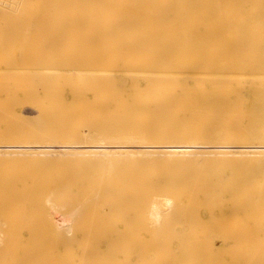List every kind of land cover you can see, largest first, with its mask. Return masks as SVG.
Returning a JSON list of instances; mask_svg holds the SVG:
<instances>
[{
	"label": "bare ground",
	"instance_id": "1",
	"mask_svg": "<svg viewBox=\"0 0 264 264\" xmlns=\"http://www.w3.org/2000/svg\"><path fill=\"white\" fill-rule=\"evenodd\" d=\"M77 1H82V0H0V28L1 27L18 28V27H21L22 25L25 26L26 28L43 27V31L40 30V32L42 31L44 33L43 36L46 38L47 35L45 36V34H48V32L50 31V30L47 31V33H46V31H44L45 30L44 27H46L47 25L48 26L57 25L63 29L64 25L61 26L58 24H61V23L64 24L65 23V24L74 25V24H77V23L85 20V21L90 22L91 25L96 24V25H103V26L107 27L109 25V23H112L114 20L113 16L115 13V2L116 1L128 2L129 0H106L108 3H110L109 7H111V8H108L102 4L97 5V6L87 5L86 2H90L91 0L84 1L86 4L81 3L80 5L78 3H76ZM134 1H138V0H132V2H134ZM152 1H163V3L165 1H171V2L175 1V2H181V4H182V2L187 3V2L192 1V5H191V3L187 4V5H190V10L188 9L189 11L186 12L187 17L191 18L192 20H191L190 24L188 23L187 25H185L186 30L182 33L186 32L185 35L187 34L188 38L193 39V42H192L193 44L191 45V47H192L193 56H194V58L192 60L194 61V67L195 68L193 67L194 70L191 69L190 67H189V69L185 68V67H182V68L185 69L184 73H185V71L187 73L188 70H191V72L193 71V73L194 72H196V74L199 73L198 75H200V72L203 70L202 72L204 74L203 73H201V74L205 75V78L209 77V79H211V81L206 79L207 81L211 82L210 85H208L209 82L206 83L204 81L205 79L202 80L199 78V80L195 82L194 85H196V89H197L196 92L199 93L200 97L197 94L198 96L196 98H198V101L194 99L195 103L193 104L194 106H193V108H192L193 110H191V112L193 111V114H195L196 116L191 115L189 113L190 110L189 111L187 110V112L190 114V115L188 114L190 121L184 119L185 125L183 123H181V124H183V126H185L184 127L185 130H184V128H181L179 126L177 127V129L179 131L184 130L183 131L184 133L180 132L181 133L180 134L178 132V130H176V126L179 124V123L177 124V122L179 120L178 119L179 118V116H178L179 112H177V111H179L180 108H178V106L177 105L175 106V104H174L172 106L175 108V111L171 109L173 115L170 112V114L172 115V116L171 115L170 116L172 117V119L174 118L172 120V122L170 121V123H173V121H174V123L171 124L170 128H167L166 131H168V129L173 130L174 128H171V126L173 127V125L175 126L176 131L173 130L170 133V131H171L170 130L169 133L171 134V136L167 132L168 136H170L169 138H166L164 136V138L161 137V139H160V136H159L158 140H157V137H155V138L152 137L153 139H151V137H147V136L146 137L137 136L136 134H133V132L131 133V131H130L128 135L123 134L124 136L114 134L112 136L106 137L104 135L105 137L100 136L99 138L94 139V136L92 135L93 137L91 136L92 138H89L90 141L88 143H85L87 145H81L83 143H80L81 141L79 142V141H77V139H74V138L70 139L68 141H65V142L60 139L62 142L58 143V141H56V143H49L50 140H52V138L54 139V137H52V135L51 136L49 135L48 137H46L47 139L50 138L48 140L49 141L48 143H44V141L46 142V140H44L43 143H36L35 141H33V139L39 140L43 137L36 136L35 132H32V131L30 132L27 129L23 128V126H24L23 124H25L27 121H29L30 117L28 116V118H26V117L24 118V115H26L25 112H24L25 114H23L22 117L19 116V114H15L16 108H15V106H12V104H15L16 98L15 97H6V98L0 97V120L4 119L7 121L8 116L14 115V116H16L15 117L16 119L14 118V116H12L11 119L13 118V120H15L17 122L19 120V122L21 121V124H22V125L20 124L16 128H11V130L7 129V130H5L6 132L3 131V129H1V127H0V141H3V142H0V156H2V157L6 156V158H7L6 162H8L7 164L16 165L20 162V161H18L19 159H24V158H20V157H29V156H36L39 158L40 157H50V158L57 157L60 165L61 164L62 165L70 164V165L75 166L79 169H81L82 167H85V166H94V167H96V166L101 167L102 166L105 169H111L112 170V167H114V166L135 165V164L142 163V162L148 163V165H149L151 163L157 162V163H160V164L165 165V166L184 167V169H185V167H191V166H196V167L197 166L198 167L203 166V167H205V165H209L210 167L211 166L215 167V170L218 171L217 170V167H218V169H219V171L217 172L218 176L220 173L222 174V172H220L221 169H222V171H223V169H224V171L227 169L228 170L230 169L229 171H231V169H232V171L234 172L235 169L236 170L237 169L242 170V169H262V168H264V164H261V165L256 164V162H261L262 159H264V139H262L263 141H260L261 135H255L254 136V133L250 132V131H254V132L256 131L254 129V128H256L255 125L261 124L262 125L261 127L262 128L264 127L263 126L264 125V103H262L259 100V98L257 99V97H258L257 93H259L261 88H263L264 86L263 87L258 86L257 89H260L258 92H257V89L256 90L254 89V87L256 88V86H254V85H256V83L259 81L258 79L263 78L264 74H261L262 70H260L261 73L258 75H257V73H255L256 75L251 74L250 73L251 71L249 70V68L251 70H254L255 68H257V65L255 63H250V62L248 63V60L250 61V60L264 59V0H152ZM67 2H73V3L66 4ZM94 2H96V0ZM98 3H100V1ZM144 3H146V1H144ZM144 3H142V5H144ZM151 4L154 5V2H151ZM145 6H147V5H145ZM181 6L183 7V5H181ZM157 7H159V6H157ZM140 10H142V9H140ZM65 12H67V13H65ZM93 12H98L101 15L95 16L92 14ZM107 12H108V14H106ZM152 12L153 11L149 12V14ZM176 12H178V11H176ZM139 13H140V11H139ZM146 14H147V12H146ZM149 14H147V15H149ZM167 14H168V12H167ZM154 15H156V13H154ZM170 15L173 16V13L172 14L170 13L168 15V17H171ZM149 17L151 19V17H153V16L151 15ZM149 17H147V18H149ZM160 17H162V16H160ZM143 18H144V16H143ZM163 18L165 19L166 16ZM172 18L175 20V15ZM176 19H178V17H176ZM174 20H172V21L174 22ZM154 21H155V19H154ZM175 24H176V21H175ZM150 25L155 26L154 23H150ZM65 26H64V28H65ZM154 26H152V27H154ZM171 26L172 25H168V28H170ZM55 28H56V26L53 27L52 29H55ZM66 28H68V26ZM38 29H41V28H38ZM58 29H59V31L58 32L56 31V33L61 32L60 28H58ZM158 29H156V30H158ZM165 29H163V30H165ZM64 30L65 29H63V31ZM53 32H51V36H49V38L53 37L52 36ZM64 32H66V31H64ZM26 33L27 32H24V36ZM102 33H104V31L101 32V34ZM107 33H108V31H107ZM20 34L21 33H18L16 31H11L8 34V36L15 37L16 35L20 36ZM37 34H38V32H37ZM151 34L153 35L152 31H151ZM63 35H64V33H63ZM182 35H184V34H182ZM4 36H5L4 33H2L0 31V61L6 62V64H5V62H0V77H2L0 82L3 81L2 80L3 77L10 76L9 75L10 70H14L17 72V73L15 72V74H13L15 76H16V74L18 76L20 74V73L18 74V72H20V70H21V68L19 67L20 65L16 64L15 66H10V67L8 66L10 59L15 58V60H20L21 56H25V58H26L27 56H32L34 54L36 55V53L39 54V52L42 50V49H40V51L38 50L39 52L31 50L28 52L26 51L25 53H21V52L17 53V51L16 52H10V50L15 48L16 44H18L19 42L15 41V40H12V41H8L7 39L4 40V38H2ZM38 36H42V34L38 35ZM121 36H123V35H121ZM92 38L99 39L96 36H93ZM83 39H84V37H83ZM121 39H122V37H121ZM128 39H129V41H132V40H130V38H128ZM128 39H126V41ZM40 40H42V42H43V37L42 38L40 37L39 41ZM77 40H78V38H77ZM34 42H35V40H34ZM56 42H59L58 39ZM24 43H26V42H24ZM44 43H47V42H44ZM76 43L78 44V42H76ZM53 44H55V43H53ZM39 45L37 47L40 48ZM47 45H48L47 47H49V43H47ZM123 45H124V43H123ZM45 46H43V48ZM114 46H116V45H114ZM132 46L138 50L140 49V50L145 51V53L149 56L156 54L158 50H162L163 52L168 53L172 49L170 44L158 43L155 41L154 42L134 43V44H132ZM59 47L60 46L56 47L55 51H57L59 49ZM62 47L64 49V46H62ZM65 47H66V44H65ZM50 48L52 49V46ZM51 49H49V50L52 51L53 49L52 50ZM13 51H14V49H13ZM77 51H79V50H77ZM48 54H49V52H48ZM55 54H56V52H55ZM81 54H82V52H81ZM190 55H191V53L189 50L188 56L190 57ZM60 56L61 55H59L58 57L61 58ZM45 57H46V55H45ZM49 57H50V55H49ZM49 57H48V59H49ZM63 57L64 56H62V58ZM117 58H119V57L117 56ZM179 58H181V57H179ZM54 59H56V58H54ZM104 59H106V58H104ZM187 59L188 58H186V60ZM192 60H190V61H192ZM203 60H204V62H203ZM207 60L209 61V63H206V62H208ZM15 63H16V61H15ZM111 65L113 66L114 64H111ZM131 65H130V68H132ZM174 65L178 66L177 64H174ZM128 66H129V64H128ZM126 67H125V70L129 69V67L127 69H126ZM186 67H188V66H186ZM122 68H124V67H122ZM135 68H138V67H135ZM135 68H134V70H135ZM196 68H198L200 71ZM207 69L210 71H208ZM221 69H226V71L230 70L232 72V74L229 73V76L231 75L232 78L236 77V79H232V80H236V82L232 81L231 78L229 76H227L226 72L221 73L220 72ZM245 69H247V70H245ZM204 70H205V72H204ZM248 70H249V72H248ZM256 70H258V69H256ZM212 71H214V72H212ZM125 72H127V71H125ZM142 72H143V70H142ZM142 72H141V74H142ZM188 72L191 73L190 71H188ZM211 72L213 73L214 76H212ZM257 72H259V71H257ZM247 73H248V76H247ZM196 74L194 73V78L192 77L193 79L198 77ZM206 74H209V75H207L208 77L206 76ZM222 74H224V75H222ZM13 75H11V76H13ZM111 75L113 76L114 74L112 73ZM111 75L109 73V76H111ZM187 75L189 76V74H187ZM232 75H234V76H232ZM259 75H262V76L259 77ZM104 76L105 75H103V77ZM131 76H132V74H131ZM211 76H212V78H211ZM244 76H246V77H244ZM134 77H131V78L134 79ZM136 77L139 78L140 75L136 76ZM181 77L183 78V76H181ZM200 77L204 78V76H202V75ZM225 77H229V81ZM237 77H239L240 79L237 80ZM247 77H250V79H251L252 85H250V87L254 86L253 91L251 89V91H249V93H254L255 95L252 94L253 97L250 96L248 98H244V96L241 95V92H240V90L242 89L241 87H243V86H240V85H242V83L239 85V82H240L241 78L247 79ZM8 78H11V77H8ZM8 78L6 77V81ZM63 78L66 79L65 77H63ZM189 78H191V77H189ZM17 79H18V77H17ZM110 79H111V77H110ZM245 79L241 80V82L244 83ZM8 80H10V79H8ZM195 80H197V79H195ZM224 80L228 81V82H225ZM6 81H4L5 83L2 82L1 84L2 85L6 84ZM14 81L16 82V80H14ZM263 81H261V83ZM112 82L114 83V81H112ZM143 82H142V84H143ZM197 82L199 84H197ZM7 83H9V81ZM113 83H112V85H113ZM134 83H135V79H134ZM258 83H260V82H258ZM115 85H116V83H115ZM170 87H172V86H170ZM185 87H187V89H188V91H186V92H189L190 88L188 86H185ZM246 87H248V86H246ZM1 88H4V87H1ZM7 89H9V88H7ZM161 89H163V88H161ZM172 89L175 90V88H172ZM185 89L183 92H185ZM238 89H240V90L238 91ZM165 90H167V89L165 88ZM179 90H180V88H179ZM205 91H206V93H205ZM255 91L257 93H255ZM186 92L184 93L185 95H186ZM192 92H193V90H192ZM234 92H236V93L239 92V94H238L239 97H237L238 95L235 97L236 94ZM189 93H188V95H189ZM193 93H195V92H193ZM233 93L235 95H233V97H232L231 95ZM174 94L177 95V91H175ZM203 96H204V98H202ZM205 96L210 97V99H208ZM241 96H243V97H241ZM254 96H255V98H254ZM188 99H186V100H188ZM259 101H260V104H259ZM30 106H32V105H30ZM176 108H178L179 110L178 109L176 110ZM130 109H131V107H130ZM34 112H35V110H34ZM174 112L175 113L177 112V113L174 114ZM33 114H35V113H33ZM71 116H74V114H71ZM193 116H195V117H193ZM255 117L256 118L258 117L257 118L258 120ZM194 118H196V119L193 120ZM169 120H171L170 117H169ZM175 120H176V123H175ZM187 121H189V123H187ZM193 121H195V123H193ZM19 122H18V124H19ZM190 122H192L193 124ZM186 123L188 125L190 124L192 128H194V126L195 127L197 126L195 128L196 130L192 129L191 127L189 128ZM179 128H181V129H179ZM29 129H30V127H29ZM90 129H92V128H90ZM100 130H101V132H102V130H103V132H105L104 128L103 129L101 128ZM166 131L164 130V133ZM186 131H187V135H184V134H186ZM193 131H194V133H191ZM261 131H262L261 133L264 135V128ZM101 132L100 133L98 132V133L101 135ZM152 132L155 135L156 131L154 132V130H153ZM173 132H174V134H176L175 135L176 137H174ZM176 132H178V133H176ZM87 133L88 132H86V134ZM164 133H161V135ZM188 133H190V134H188ZM167 134H166V136H167ZM98 135H96V136L98 137ZM177 135H180V136H177ZM188 135H191V136H188ZM171 137L174 139H172ZM84 138H86V137L84 136ZM165 138L167 139L166 141H164L165 143H168L167 142V141H169L168 139H170V141H172V142L169 141L170 145H168V146H162L161 145V144H165L162 141L163 139L165 140ZM29 139L30 140L32 139L31 141H33L35 143L31 142ZM55 139H57V138H55ZM27 140H29L28 142H31V143L26 142ZM8 141H10V143ZM13 141H15V142L13 143ZM143 156H147L149 158H147V157L143 158ZM139 157H142V158H139ZM245 158L247 159L246 161H245ZM30 162H32V161H30L29 159L26 161V163H30ZM37 163H41V162L38 161ZM28 165H30V164H28ZM257 165H259V166L256 167ZM151 167L152 166H150V168ZM73 168L74 167H72V169ZM75 172H77V170ZM209 172H211V171H209ZM233 172H231L230 174L233 175V176H231V178L234 179V175H236V174H234L235 172L234 173ZM249 172H250V170H249ZM72 173H74V172H72ZM259 173H261V172H259ZM74 174H76V173H74ZM223 174H224V172H223ZM56 175H57V173H56ZM77 175H78V173H77ZM217 175L215 174V176H217ZM112 176L114 177L115 175H112ZM206 176H207V174H206ZM223 177H224V175H223ZM241 177H243V176H241ZM210 178H209V180H210ZM213 178H214V176H213ZM196 179L201 180L200 177L199 178L195 177V180ZM219 179H220V177H219ZM219 179H217V181ZM224 179H226V178L224 177L223 179H221L222 181H220L222 184H223ZM235 179L233 182L237 183L235 181ZM211 180H213V179H211ZM204 181H206V180L204 179ZM217 181L214 184L217 185L218 184ZM231 181H232V179H231ZM231 181L229 180L230 186L233 185V184H231L232 183ZM194 182H196V181H194ZM199 182H201V181H199ZM227 183L228 182H226V184ZM240 183H241L240 185L244 184L242 182H240ZM78 184H80V183H78ZM78 184H77V186H78ZM20 185L21 184L19 183L18 188ZM211 185H212V182H211ZM211 185H210V187H212ZM196 186L198 187V183H197V185L195 184V186H192V189H193V187H196ZM221 186H223V185H221ZM221 186H219V187L216 186L218 189L220 188L219 189L220 191L218 190V192H212V189L208 186V188L211 190L212 193L210 192V190L209 191L207 190V187L202 189V191L205 190L204 193L201 191V189H199L200 190L199 193H200V195L202 193L203 198L201 196H199L195 191H189V192L186 191L185 192V191L180 190V187L171 188L165 197H161V194H160V195L156 196V199H155L154 195L151 196L152 197L151 199H148V198L144 199V197H143V194H145L144 192L137 194L135 197L132 193L131 187H129V186L116 187L115 190H113V189L112 190H100L99 189L96 191L78 190V188H76L75 190H71L70 188H67L66 191L55 190L52 193H49L48 195H38L37 200L33 199L34 195H28L26 193V191H27L26 187H24V190H23L26 193V195H20L14 191L8 195L1 192L0 193V247L5 243V241L2 238V236H3L2 235V229L3 228H5L6 226H9L12 229H15L17 227H19V228L24 227L26 224H28V226H25L26 229L22 233L11 234L9 236V237L18 236V238L13 242V245H21V244L25 245L26 242H23L25 239L23 238V241H22L21 237H23L25 233H27L28 235L30 233L29 237H35L37 235V234H35V232L32 233L30 230H32L35 227V225L38 223L37 218H38V216L41 215V216H43V218L44 217L47 218V222L49 223V227H51L54 230V234L55 233L57 234V238L61 239V237H63L66 234L65 233V232H67L66 230H69L68 231L69 234L67 232L69 238L68 239L66 238L67 240H63L65 237L64 236L62 238V240L64 242L60 241V242H62V244L64 243V245L66 247H69V248H65V249L57 248L56 246H59V244H58L59 240H56L54 242L55 248H52L49 251H44V250H40V249L39 250L30 249V250H26V251L12 250V251H15V253L12 256L11 254L5 253V251L0 250V264H230L229 263L230 258H229L228 252L227 251L223 252L220 249H216V247H215L217 245L216 241L219 239L218 237L223 236V234H221V233H219V234L215 233L216 235H213L212 238L210 237L211 240H209V241H206L207 240L206 234L200 233V234L196 235L197 239H196V241H193V242L185 241L183 239L185 236L184 233H180V234L177 233L178 235H176V237H174L175 240H171L168 242L169 246H171V245L172 246L173 245L179 246L177 248L156 249V250L150 251V250L144 249V248H136L135 249L132 247L136 243V238L132 232V227L134 226L133 225V219L135 217L136 218L138 217L140 219L141 213L145 216L149 215L151 218L150 219L151 222L154 223V225L161 227V226H163V223L165 222L166 217H168L170 215L169 211H171V209H173V208L176 209V207L178 208V207H182V206L187 207L192 203L200 204V203H202L200 201H203V203H205V204L207 203L206 204V205H208L207 207L211 209V211H209L208 214L204 213L206 210L205 209L206 205H205V207L202 208L203 204H201L202 206L200 208L199 213L200 214L202 213L205 215L203 217L204 221L208 220L210 222L212 221V223H213V220L214 221L218 220L217 222H219L220 224H223V222H225L223 220L228 218L227 216L230 215L229 220L231 218L232 219V221L230 220L231 222H233V220H234L236 223H238L235 220L238 218V221L241 220L240 223L242 222V225L244 228L247 227L248 229H250L251 227L249 228L244 223V222H246V221H244V220H246L245 211H244V209H246L245 206L247 205L246 197H248L250 195V193L247 195L243 191L240 192V190H242V189H240V186H239V192L237 191L238 188H236V187H234L235 192H232L233 190H230L231 192L227 191V189H230V186L227 189L225 188L226 191H221ZM187 189H188V187H187ZM251 189H249V190H251ZM206 191L209 192L210 195L208 193H206ZM32 192H33V190H32ZM256 197H258L257 203H263L264 204V192H262V191L257 192ZM149 200H151V201H149ZM257 205H259V204H257ZM261 206L263 207V205H261ZM194 207H196V206H194ZM191 210H193V209L191 208ZM261 210L264 211V207ZM175 212H176V210H175ZM209 213L211 214V216L209 215ZM226 213H228L229 215ZM240 213H244L242 217L240 216ZM258 213H260V212H258ZM260 214H262V213H260ZM225 215H227V216L225 217ZM233 215L234 216L238 215L241 217V219H239L240 217H238V216H236V218H232ZM177 216H179V215H177ZM174 217H175V215H173V218ZM243 217L245 219H242ZM249 217L251 218V216H249ZM169 218H171V217H169ZM201 218L199 217L195 221H198ZM185 219H186V216H185ZM247 219L249 220V218H247ZM259 220H257V221H259ZM167 221H168V219H167ZM180 221H178V222H180ZM249 221H247V222H249ZM251 221H253V219ZM172 222H174V221H172ZM226 222H225V224H226ZM185 223H186V221H185ZM185 223L182 222V224H180V225L182 227H184ZM193 223H194V221H193ZM166 224H167V222H166ZM172 224H171V226H172ZM175 225L178 226L179 223L178 224L176 223ZM200 225H202V223ZM228 225L231 226V224H228ZM251 225H249V226H251ZM111 226L113 227V230L115 228V233H113V234L110 233V232H112V231H110V230H112V229H110V228H112ZM219 226L221 227L222 225H219ZM238 226H239V229H240V227H242L241 224L239 225V223H238ZM191 227H192V225H191ZM195 227H198V226H195ZM232 227L233 226H231V228ZM175 228H176V226H175ZM184 228H187V226ZM235 228H237V225ZM244 228H241V229H244ZM159 229L156 228L157 232H159L158 231ZM107 230L109 232H107ZM229 230H230V228H229ZM187 231H188V228H187ZM62 232H64L65 234ZM249 232H250V230L247 231V233H249ZM256 232H258V231H256ZM61 233L64 235L62 236ZM204 233H205V231H204ZM247 233L245 235H248ZM263 233H264V231H263ZM52 234L53 233H51V235ZM201 234L203 236L206 235V236H204V238H205L207 245H209V248L201 249V248L197 247L202 242L201 238L203 236ZM251 234H252V232L249 234V236ZM253 234L256 236V233H253ZM51 235H50V238L53 236V235L52 236ZM241 235H242V233H241ZM260 235H262V234H260ZM251 237H252V235H251ZM257 237H259V236H257ZM157 238H158V236H157ZM254 238L255 237L251 238L252 239L251 242L254 240ZM248 239H250V238L248 237ZM54 240H55V238H54ZM255 240H257V239H255ZM241 241H243V238ZM260 241H262V240H260ZM203 242H204V240H203ZM225 243H226V241H225ZM222 245H223V243H222ZM262 245H264L263 242H262ZM102 246H105V247L102 248ZM183 246H188V247H183ZM190 246H192V247H190ZM247 246L249 247V245H247ZM244 248H245V246H244ZM251 248H252V246H251ZM259 249H258V252L255 254V257L250 258L248 260L247 264H262L261 262H263V264H264V250H262V249L259 250ZM57 252H58V254H57ZM244 253L241 252L240 250H237L235 253L237 255L239 254L238 255L240 257V258H238L240 261L239 264H242V263L245 264V262H246V257H245L246 253L245 254ZM235 257H237V256H235ZM236 264H237V262H236Z\"/></svg>",
	"mask_w": 264,
	"mask_h": 264
},
{
	"label": "rangeland",
	"instance_id": "2",
	"mask_svg": "<svg viewBox=\"0 0 264 264\" xmlns=\"http://www.w3.org/2000/svg\"><path fill=\"white\" fill-rule=\"evenodd\" d=\"M84 1H89V0L77 1L76 3H78L80 5L81 3H85ZM94 1L95 0H91L90 2H86V3H87V5H92V6H97V5L102 4L108 8H111V7H109L110 3H108L106 0H96V2H94ZM99 1H100V3H98ZM144 1H146V3H144ZM151 2H154V5H152ZM70 3H73V2H67L66 4H70ZM142 3H144V5H142ZM164 3H163V1H152V0H143V1L138 0V1H134V2H132V0H129L128 2L116 1L115 2V13L113 16L114 20L112 23H109V25L107 27L103 26V25H96V24L91 25L90 22L85 21V20L81 21L77 24H74V25L65 24V23L64 24H62V23L58 24L61 26L66 25L65 28L63 26V29H65L64 31H66V32H64L63 29L57 25H55L56 26L55 29H52L55 26L51 25L52 26L51 27V26L47 25L46 27H44V29H45L44 31H46V33H47V31H49V30L50 31L48 32V34H45V36L47 35L46 38L43 36L44 35V33L42 32L43 27H38L41 29H38L35 27L26 28L25 26L22 25L21 27H18V28H10V27H1L0 28V31L2 33H4V35H5L4 37H2V38H4V40H6V39L8 41L15 40V41L19 42L18 44H16L15 48H13L14 51L12 49V50H10V52H16L17 51V53H20V52L25 53L26 51L27 52L31 51V50H34V51L39 50L40 51V49H42L40 52L38 51L39 54L36 53L37 56L34 54L35 56L34 55L27 56L26 58H25V56H21L20 60H15V58L10 59L8 66L9 67L15 66L16 64L20 65L19 67L21 68V70H20V72H18V74L19 73L20 74H19V76L17 74L15 76L13 74H15L16 71L10 70V72H9L10 76L3 77L2 82L6 81V77L7 78L11 77V78H8L10 80L7 79L6 84H4V85L1 84L2 82H0V97H2V98L15 97L16 102H15V104H12V106H15V108H16L15 114H19V116L22 117V115L26 113V115H24V118L25 117L28 118V116L30 117L29 121L26 122L27 124L26 123L23 124L24 125L23 128L27 129L30 132L31 131L35 132L36 136L43 137L39 140L33 139V141H35L36 143H43V141L46 140V142L44 141V143H48L49 142L48 140L50 138L47 139L46 137H48L49 135L50 136L52 135V137H54V139L55 138H57V139L54 140L52 138V140H50L49 143H56V141H58V143L62 142V141L65 142V141H68V140L74 138V139H77V141H79V142L81 141L80 143H83L81 145H87L85 143H88L90 141L89 138H92L93 136H94V139L99 138L100 136H104V135L106 137L112 136L114 134L124 136V135H128L130 131H131V133L133 132V134H136L137 136H141V137L147 136V137H151V139L157 137V140H158L159 136H160V139H161V137L164 138V136L166 138H169L171 136L170 133L173 130L174 131L178 130L177 129L178 126L181 128L185 127V126H183V124L185 122L184 119L189 120L188 114L190 113L191 115H195V114H193V111L191 112V110H193L192 109L194 106L193 104L195 103L194 99L198 101V98H196V97L199 95V93L196 92L197 89H196V85H194L195 82L198 81L200 78L202 80L205 79L204 81L206 83H208L209 81H207V80L211 81V79H209V77L207 76L209 74H206V76L208 78H205V75H203L204 73L202 72L203 71L202 70L200 72V75H198L199 73L196 74V72H194L198 76L197 78H195L197 80H195V79H193L194 78L193 71L191 72V70H188L192 74L189 73L188 71H187V73H186V71L184 73L185 69L182 68V67H185V68L189 69V67H190L191 69H193V67H194V61L192 60L194 58V56H193V51H192V47H191V45L193 44L192 43L193 39L188 38L187 34L185 35L186 32L182 33L186 30L185 25H187L188 23L190 24V22L192 20L191 18L187 17V15H186L187 14L186 12H188L190 10V5H187V4L191 3V5H192V1L187 2V3L182 2V4H181V2H175V1H172V2L171 1H165ZM145 5H147V6H145ZM181 5H183V7ZM157 6H159V7H157ZM140 9H142V10H140ZM138 10L140 11V13ZM151 11H153L152 12L153 14L150 13L153 17H151V19H150L149 16H151V15L149 14V12H151ZM176 11H178V12H176ZM146 12L149 15H147ZM167 12H168V14H167ZM65 13H67V12H65ZM154 13H156V15H154ZM170 13L171 14L173 13V16L170 15L171 17H168V15ZM92 14L95 16L101 15L98 12H93ZM106 14H108V12ZM159 15L162 17H160ZM174 15H175V20L172 18V17H174ZM143 16H144V18H143ZM165 16H166V18L164 19L163 17H165ZM147 17H149V18H147ZM176 17H178V19H176ZM153 18L155 19V21ZM161 19L162 20L164 19V20L162 21ZM172 20H174V22ZM175 21H176V24H175ZM150 23H154L155 26L150 25ZM168 25H172L171 26L172 28L171 27H170L171 29L168 28ZM67 26H68V28H66ZM152 26H154L155 28ZM58 28H60L61 32L56 33V31L57 32L59 31ZM156 29H158V30H156ZM163 29H165V30H163ZM40 30H42V31L40 32ZM150 30L152 31L153 35L151 34ZM11 31H16V32L21 33V34H20V36L16 35L15 37H13V36L10 37V36H8V34ZM103 31H104V33L101 34V32H103ZM107 31H108V33H107ZM24 32H27L25 34V36H24ZM37 32H38V34H37ZM51 32H53V34H54V35L52 34V36H53V37H51L52 39L49 38V36H51ZM63 33H64V35H63ZM41 34H42V36H38ZM182 34H184V35H182ZM92 35L96 36L99 39H94L95 37L92 38L93 37ZM121 35H123L124 37ZM40 37L41 38L43 37V42H42V40L39 41ZM83 37H84V39H83ZM121 37H122V39H121ZM77 38H78V40H77ZM128 38H130V40H132V41H129ZM57 39L59 42H56ZM126 39H128V40L126 41ZM34 40H35V42H34ZM154 41L158 42V43L170 44L171 48H172L171 51H169L168 53H165L162 50H158L156 54L149 56L145 53V51L140 50V49L138 50L132 46V44H134V43L154 42ZM24 42H26V43H24ZM44 42L49 43V47H47L48 46L47 43H44ZM76 42H78V44ZM53 43H55V44H53ZM123 43H124V45H123ZM37 44L38 45L40 44L39 45L40 48L37 47L38 46ZM65 44H66V47H65ZM114 45H116V46H114ZM43 46H45V47L43 48ZM51 46H52L53 50L50 48ZM58 46H60V47L58 49L59 51L57 50L58 51L57 52L55 50H56V47H58ZM62 46H64V49ZM180 48L181 49L183 48V49L181 50ZM49 49H51L52 51H50ZM77 50H79V51H77ZM189 50L191 53L190 57L188 56ZM54 51L56 52L57 55L55 54ZM48 52H49V54H48ZM81 52H82V54H81ZM45 55H46V57H45ZM49 55H50V57H49ZM59 55H61L60 56L61 58L58 57ZM62 56H64V57L62 58ZM117 56L119 58H117ZM48 57H49V59H48ZM179 57H181V58H179ZM54 58H56V59H54ZM104 58H106V59H104ZM186 58H188V59L186 60ZM190 60H192V61H190ZM15 61H16V63H15ZM0 62H5V61H0ZM203 62H204V60H203ZM249 62L255 63L257 65V68H255V67H254L255 69L253 68L254 70H251L249 68V70L251 71L250 72L251 74L254 75L255 73H257V75H258L261 73L260 70H262L261 74H264V72H263L264 71V59H257V60H250V61L248 60V63ZM206 63H209V61ZM5 64H6V62H5ZM111 64H114V65L112 66ZM128 64H129V66H128ZM174 64H177L178 66H176ZM130 65L132 68H130ZM186 66H188V67H186ZM122 67H124V68H122ZM125 67H126V69L129 67V69L125 70ZM135 67H138V68H135ZM134 68H135V70H134ZM196 69H198V68H196ZM247 69H245V70H247ZM256 69H258V70H256ZM124 70L127 72H125ZM142 70H143V72H142ZM249 70H248V72H249ZM208 71H210V70H208ZM257 71H259V72H257ZM111 72L114 74L113 76L111 75L112 74ZM141 72H142V74H141ZM204 72H205V70H204ZM212 72H214V71H212ZM212 72H211V74H212V76H214ZM220 72L221 73L226 72L227 76H229V73L232 74V72L230 70L226 71V69H221ZM109 73L111 76H109ZM201 73H203V74H201ZM131 74H132V76H131ZM187 74H189V76ZM11 75H13V76H11ZM103 75H105V76L103 77ZM139 75H140V77L137 78L136 76H139ZM201 75L204 76V78L200 77ZM222 75H224V74H222ZM181 76H183V78ZM212 76H211V78H212ZM232 76H234V75H232ZM247 76H248V73H247ZM260 76H262V75H259V77ZM17 77H18V79H17ZM63 77H65V78L67 77V78L64 79ZM110 77H111V79H110ZM131 77H134L135 83H134V79ZM189 77H191V78H189ZM229 77L231 78V80L236 79V77L232 78L231 75ZM229 77H225V78H227L229 81ZM244 77H246V76H244ZM250 77H247V79L244 78L245 79L244 83L241 82V80H244L242 78L239 82V85L242 83V85H240V86H243V87H241L242 89L240 88L242 91L240 89H238V91L240 90L241 95H243L244 98H248V97L252 96V94H254V93H249V91H251V89L253 91L254 86H256V88L254 87L255 90L258 88V86L259 87L264 86V81H263L264 77H263L261 79H258L259 80L258 82H260V83L257 82L256 85L250 87V85H252ZM1 78L2 77H0V80H1ZM238 79H240V78L237 77V80ZM14 80H16V82ZM8 81H9V83H7ZM112 81H114V83ZM228 81H225V82H228ZM232 81L236 82V80H232ZM261 81H263V82L261 83ZM142 82H143V84H142ZM112 83H113V85H112ZM115 83H116V85H115ZM210 83L211 82H209L208 85H210ZM197 84H199V83L197 82ZM244 84L248 87H246ZM170 86H172V87H170ZM185 86H188L190 88V90H189L190 93L186 92V91H188V89ZM1 87H4V88H1ZM7 88H9V89H7ZM161 88H163L164 90ZM165 88L167 90H165ZM172 88H175V90ZM179 88H180V90H179ZM184 89H185L186 95L184 94L185 92H183ZM192 90L195 93H193ZM259 90L260 89H257V92ZM175 91H177V95L174 94ZM257 92L255 91V93H257ZM188 93H189V95H188ZM205 93H206V91H205ZM234 93L232 95L231 94L230 95L232 97H233V95H235V97H236L239 94V92H237V93L234 92ZM263 93H264V87L261 88L259 93H257L258 97L256 96L257 99L259 98V100L262 103H264L263 102L264 101V94ZM243 96H241V97H243ZM199 97H200V95H199ZM205 97H207V96H205ZM237 97H239V95ZM202 98H204V96ZM207 98L210 99V97H207ZM254 98H255V96H254ZM186 99H188V100H186ZM260 101H259V104H260ZM174 104H175V106L177 105L178 108H180V110L178 108H176V110L177 109L179 110V111H177V112H179V115L177 114L179 116V118H178L179 120H178L177 124L178 123L179 124L176 126V130H175V126L173 125V127L171 126V128H174L173 130L170 129L171 130L170 131L168 129V131H166L167 128H170V125L174 123V121H173V123H170V121L172 122V120L174 119V118L172 119V117H171L173 115L171 109L175 111V108L172 106ZM30 105H32V106H30ZM130 107H131V109H130ZM34 110H35V112H34ZM187 110L188 111L190 110L189 113L187 112ZM170 112L172 115L170 114ZM33 113H35V114H33ZM176 113L174 112V114H176ZM71 114H74V116H71ZM12 116H14V115L8 116L7 121L4 119L0 120V127H1V129H3V131H5L7 129L11 130V128H16L21 124V121L19 122V120H18V122H19V124H18L17 121L13 120V118L11 119ZM195 116H193V117H195ZM15 117L16 116H14V118ZM169 117L171 118V120H169ZM195 119L196 118H194L193 120H195ZM189 121H187V123H189ZM175 123H176V120H175ZM181 123H183V124H181ZM190 123H192V122H190ZM193 123H195V121H193ZM261 126H262L261 124L255 125L256 128H254V129L256 131L255 132L250 131V132H253L254 136L255 135H261L260 141H263L262 139H264V135L261 133L262 132L261 130H263L264 127L262 128ZM29 127L31 130L29 129ZM188 127L190 128L191 125L189 124ZM196 127L194 126V128H192V127L191 128L195 129ZM90 128H92V129H90ZM101 128L102 129L104 128L105 132H103V130L101 132V130H100ZM181 128H179V129H181ZM163 129L166 131L165 133H164ZM153 130H154V132L156 131L155 135L152 132ZM184 130H185V128H184ZM184 130H181V131L178 130V132L182 133ZM169 131H170V133H169ZM187 131H186V134H184V135H187ZM86 132H88V133L86 134ZM98 132L99 133L101 132V135ZM167 132L170 134V136H168ZM178 132H176V133H178ZM161 133H164V134L161 135ZM191 133H194V131ZM166 134L168 137L166 136ZM188 134H190V133H188ZM96 135H98V137ZM173 135H174V137H176L175 136L176 134H174V132H173ZM84 136L86 138H84ZM177 136H180V135H177ZM188 136H191V135H188ZM166 138H165V140L163 139L162 141L163 142L166 141L167 140ZM172 139H174V138H172ZM29 140H27L26 142H28ZM168 140L170 141V139H168ZM33 141H31V142H33ZM169 141H167L169 144L164 142L165 144H161V145L162 146H168V145H170V142H172V141H170V142ZM0 142H3V141H0ZM8 142L10 143V141H8ZM14 142L15 141H13V143ZM31 142H28V143H31ZM35 142H33V143H35ZM0 157H1L0 158V163H1L0 164V193L2 192V193H5L7 195L11 194L13 191L20 194V195H26V193H27L28 195H34V197H33L34 200H37L38 195H48L49 193H52L55 190L66 191L67 188H70L71 190H75L76 188H78V190L96 191L99 189L100 190H112V189L115 190L116 187H121V186L131 187L132 193L135 197L137 194L144 192L145 193V194H143L144 199H146V198L151 199L152 195H154L155 199H156V196L160 195V194H161V197H165L168 194V192L170 191V189L174 188V187H180V190L185 191V192L186 191H188V192L189 191H195L199 196L202 197V193L200 195L199 189H201V191H202L203 188L207 187V190L209 191L210 189L208 188V186L210 187L211 182H212L211 186L213 188L215 187L214 189L212 187H210L212 189V192H218V190L220 188L218 189L217 187H219L221 185H223V186H221V191H226V189L229 188V186H230L229 180L231 181V179H232V181H231L232 183L231 182L230 183L233 185H231L230 189H227V191L231 192L230 190H233L232 192H235L234 187H236V188H238L237 191L239 192V186H240V189H242V190H240V192L243 191L247 195L250 193V195L248 197H246L247 205L245 206L246 209H244L245 218H246V220H244V221H246V222L249 220L250 221L247 223L243 221L246 226H248L249 228L251 227L250 229H248L246 226H245L246 228H244L242 225V222L240 223L241 220L238 221V218H237L235 220L239 223V225L241 224V226H242L239 229L238 223H236L234 220H233V222H231L232 221L231 218H230L231 221L229 220L230 215L228 213H226V214H228L229 216L225 215V217L227 216L228 218L223 220L225 222L227 221L226 224H225V222H223V224H220L219 222H217L218 220H215V221L213 220V223H212V221L210 222L208 220L204 221L203 217L205 215L202 213L200 214L199 212H200V208L202 206L201 204H203V206H202V208H203V207H205V205L207 203L205 204V203H203V201H200V202H202L200 204L192 203L187 207L182 206V207H178V208L176 207V209L175 208L171 209L172 212L169 211L170 215L168 217H166V220L163 223V226H161V227L154 225V223L151 222V220H150L151 218L149 215L145 216L141 213L140 219L138 217L137 218L135 217L133 219V225L134 226L132 227V232L136 238V243L132 247L135 249L136 248H144V249H148L150 251L156 250V249L177 248L179 246H176V245L169 246L168 242L171 240H175L174 237H176V235H178L180 233H184L185 236L183 239L185 241H189V242L196 241V239H197L196 235L200 234V233L207 235L206 241L211 240L213 235L221 233V234H223V236L218 237L219 239L216 241L217 245L215 247H216V249H220L223 252H225V251L228 252V255L230 258V261H229L230 264H236V262H237V264L240 263V261L238 259V258H240L238 256L239 254L238 255L235 254L237 250H240L241 252L246 253V254L244 253L246 255L245 256L246 257L245 264L248 263V260L250 258L255 257V254L258 252L259 248H260L259 250H261V249L264 250V245H262V242L264 244V239H263L264 238V233H263V231H264V229H263L264 228V226H263L264 225V221H263L264 220V211L261 210V209H263L264 204L263 203H257L258 197H256L257 192H261V191L264 192L263 191L264 190V187H263L264 186V176H263L264 175V168H262V169H242V170L241 169H237V170L233 169L235 173L232 171V169H231V171H229L230 169L229 170L227 169L225 171L223 169V171H222V169L220 168L221 169L220 172H222V174L221 173L220 174L222 176L219 173H218L219 174V176H218L217 175V172L219 171L218 167H217L218 171H216L215 167L211 166L212 167L211 168L209 165H205V167H203V166L198 167L197 166L198 168L196 166H191V167H185V169H184V167L165 166V165H162V164L157 163V162L151 163L149 165H148V163L142 162V163H138L135 165L114 166V167H112V170L111 169H105L102 166L101 167L100 166L99 167H97V166L96 167L85 166V167H82L81 169H79V168L72 166L70 164H68V165H62L61 164L60 165L57 157H54V158H50V157H40L39 158L36 156L20 157V158H24V159L18 158L19 159L18 161H20V162L16 165L7 164L8 162H6V160H7L6 156H3V157L0 156ZM146 157L147 156H143V158H146ZM139 158H142V157H139ZM147 158H149V157H147ZM28 159L32 162L26 163V161ZM246 160L247 159L245 158V161ZM38 161L41 163H37ZM28 164H30V165H28ZM256 164H259V165L264 164V159H262L261 162H256ZM259 165H257L256 167H258ZM150 166H152V167L150 168ZM72 167H74V168L72 169ZM76 170H77V172H75ZM249 170H250V172H249ZM209 171H211V172H209ZM72 172H74L76 174H74ZM223 172H224V174H223ZM231 172L236 174V175H234V179L236 178L235 181L237 183L233 182L234 179L231 178V176H233L232 174H230ZM259 172H261V173H259ZM56 173H57V175H56ZM77 173H78V175H77ZM206 174H207V176H206ZM215 174L217 176H215ZM112 175H115V176L113 177ZM212 175L214 176V178ZM223 175L226 179L223 180V184H222L220 181H222L221 179L224 178ZM241 176H243V177H241ZM195 177H197V178L200 177L201 180L200 179L195 180ZM219 177H220V179H219ZM209 178H210V180H209ZM204 179L206 181H204ZM211 179H213V180H211ZM217 179H219V180L217 181ZM194 181H196L198 183V187L196 186V187H193V189H192V186H195V184L197 185V183ZM199 181H201V182H199ZM216 181L218 183L217 185L214 184V183H216ZM225 181L228 182L227 184L229 186L226 184ZM77 182L80 184H78ZM240 182H242L244 184L240 185L241 184ZM19 183L21 184L19 186L20 189L18 188ZM76 183L78 184V186ZM24 187H26V189H27L26 193L23 191ZM187 187H188V189H187ZM249 189H251V190H249ZM32 190H33V192H32ZM202 192L204 193L205 190H203ZM210 192H211V190H210ZM206 193L209 194V192H207V191H206ZM149 201H151V200H149ZM257 204H259V205H257ZM261 205H263V207ZM194 206H196V207H194ZM207 206L208 205H206V207H205L206 210L204 213L208 214V212L211 211V209L208 208ZM191 208L193 210H191ZM175 210H176V212H175ZM258 212H260L262 214H260ZM243 214L244 213H240V216L242 217ZM173 215H175L174 218H173ZM177 215H179V216H177ZM209 215L211 216L210 213H209ZM185 216H186V219H185ZM233 216H232V218H236V216H238V215H235L234 217ZM240 216H238V217H240ZM249 216H251V218ZM169 217H171L172 219ZM199 217L200 218L202 217L200 219L201 221L200 220L195 221ZM241 217L239 219H241ZM245 218L243 217L242 219H245ZM247 218H249V220ZM167 219H168V221H167ZM252 219L254 222L251 221ZM37 220H38V223L35 225V227L32 230H30L32 233L35 232V234H37L35 237H29L30 236L29 232H28L29 235L27 233H25L23 237L20 236L22 241H23V238L25 239L23 241V242H26L25 245L24 244L23 245L22 244L21 245H13V242L18 238V236H12V237H9V236L11 234L22 233L23 231H25V229H26L25 226H28V224H26L24 227H21V228L17 227L15 229H12L9 226H6L5 228H3L2 229V235L4 237L2 236V238L5 241V243L0 247V250L5 251V253H9L12 256L15 253V251H12V250L26 251V250H30V249H34V250L40 249V250H44V251H49L50 249L55 248L54 242L56 240H59V242H58L59 246H56L57 248H60V249L69 248V247H66L64 245V243L62 244V242H60L63 240H67L69 238V236H68L69 230H66L68 232V234L65 231L64 232L66 234L64 232H62L65 235L61 233L62 236L63 235L65 236V237L63 236L64 239L62 240L63 237H61V239L57 238V234L56 233L54 234V230L51 227H49V223L47 222V218H45V217L43 218V216L40 215V216H38ZM257 220H259V221H257ZM172 221H174V222H172ZM178 221H180V222H178ZM185 221H186V223H185ZM193 221H194V223H193ZM166 222H167V224H166ZM182 222L185 223L184 227L187 226L188 231H187V228H184L180 225V224H182ZM176 223L177 224L179 223V225L178 226L175 225ZM201 223H202V225H200ZM171 224H172V226H171ZM228 224H231V226H233V227L231 228V226ZM248 224L249 225L252 224V225L249 226ZM191 225H192V227H191ZM219 225H222V226L220 227ZM236 225H237V228H235ZM175 226H176V228H175ZM195 226H198V227H195ZM156 228H158V229L160 228L158 230L159 232H157ZM229 228H230V230H229ZM241 228H244V229H241ZM110 229H112V230H110V231H112L110 233H112V234L115 233V228H114V230H113V227ZM108 230H107V232H109ZM249 230H250V232L247 233V231H249ZM255 230L258 232H256ZM204 231H205V233H204ZM245 232L248 235H245L246 234ZM251 232H252V234H251L252 237H255L252 242H251L252 237H251V235L249 236V234ZM51 233H53L54 235L52 234L53 235L52 236ZM241 233H242V235H241ZM253 233H256V236ZM260 234H262V235H260ZM50 235L52 236L51 237L52 239L50 238ZM206 235H204V236H206ZM157 236H158V238H157ZM204 236L201 238L202 242L199 244V246H197L198 248H201V249L209 248V245H207ZM257 236H259V237H257ZM53 237L55 238V240ZM241 237L243 238V241H241L242 240ZM248 237L250 239H248ZM202 239L204 240V242ZM255 239H257L258 241ZM260 240H262V241H260ZM225 241H226V243H225ZM222 243H223V245H222ZM247 245H249V247ZM244 246H245V248H244ZM251 246H252V248H251ZM104 247L105 246H102V248H104ZM183 247H188V246H183ZM190 247H192V246H190ZM57 254H58V252H57ZM235 256H237V257H235ZM261 263L263 264V262H261ZM242 264H244V263H242Z\"/></svg>",
	"mask_w": 264,
	"mask_h": 264
}]
</instances>
